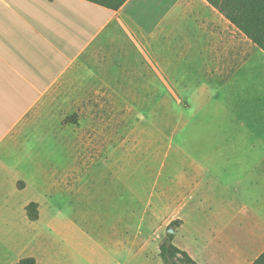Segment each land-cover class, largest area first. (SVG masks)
Segmentation results:
<instances>
[{"label":"crops","instance_id":"1","mask_svg":"<svg viewBox=\"0 0 264 264\" xmlns=\"http://www.w3.org/2000/svg\"><path fill=\"white\" fill-rule=\"evenodd\" d=\"M249 41L207 0H127L118 9L88 0H0V250L10 246L11 196L38 189L21 209L37 202L39 214L49 203L52 191H40V168L48 173L42 159L55 157L64 138L81 158L66 166L69 188L83 194L87 184L88 203L112 187L119 206L123 189H161L176 198L173 242L198 264H253L264 251V56L259 65L245 51ZM172 93L189 94L190 109L215 99L232 118L202 124L242 131L177 147V164H169V139L160 170L149 166L154 181L133 184L126 174L139 165L138 154L154 156L148 125L164 131L167 124L170 132V117L152 112L169 113ZM92 174L103 180L95 190ZM62 263L56 253L52 264Z\"/></svg>","mask_w":264,"mask_h":264},{"label":"rangeland","instance_id":"2","mask_svg":"<svg viewBox=\"0 0 264 264\" xmlns=\"http://www.w3.org/2000/svg\"><path fill=\"white\" fill-rule=\"evenodd\" d=\"M235 36L241 37L238 33H235ZM243 44L245 51L254 56L253 58L258 60L260 65L264 51L251 41L247 44L243 42ZM138 95L140 97L145 94ZM162 96V92L154 93L152 101L159 104L162 102ZM170 101L169 113L167 110L163 113L162 108H154L152 112L155 119H161L163 116L170 117V132L167 133V124L164 125V131H161L162 125H148L149 130L144 134L145 140L159 138L157 145L154 139V146L151 147L154 159L148 153L138 154L139 165L133 167L131 174H126L133 184L154 181L151 176L156 173L153 174L149 166L152 164L154 170H160L163 158L168 159L164 153L169 139V154L172 153L169 164H172L177 160L175 156L177 147L194 148L197 138L202 140L198 143L199 147H204L216 134L218 136L231 129L242 131L240 126L232 124L228 126L202 124L205 118H232L215 108L217 104L215 99L198 109L189 108L191 104L189 94L172 93ZM114 112L115 110H107V115H114ZM181 117L184 121L179 126L175 122ZM65 125L66 121L63 129ZM129 142L123 141L124 144ZM72 149L75 148L71 142L67 144L64 138H59L56 156L48 158L47 161L42 159V165L47 164L48 173H45V167L40 168V191L48 188L52 194L49 197V203L41 204L38 220L31 221L27 211L21 209L23 201L29 197H35L38 189H29L25 194L11 196L8 217L10 246L9 250H0V264H17L21 258L29 255L37 256L42 264H52L56 253L63 259L62 264H165L160 255V244L169 233L172 223V214L169 211L171 206L176 208V198L163 197L161 189H123L122 204L119 206L112 187L111 190H99L96 196L97 201L88 203L87 184L83 194L80 189L76 191V188L74 190L69 188L73 178L70 176L67 179L66 166L71 162H77L79 165L81 163V158L73 157ZM110 159L113 160V156ZM134 159L136 157L132 158L133 161ZM99 162L98 158L92 163L94 171L100 167ZM78 175L80 179V174ZM105 175V181L112 182L113 169L106 171ZM135 176L137 178H134ZM90 184L94 185L92 189L95 190V187L103 184V180L96 174L94 176L92 174L88 185ZM18 186L23 188L25 183L19 181ZM41 200L46 199L41 197ZM103 200L108 201L103 203ZM104 213L108 216L102 220Z\"/></svg>","mask_w":264,"mask_h":264},{"label":"trees","instance_id":"3","mask_svg":"<svg viewBox=\"0 0 264 264\" xmlns=\"http://www.w3.org/2000/svg\"><path fill=\"white\" fill-rule=\"evenodd\" d=\"M111 9L120 8L127 0H88ZM229 19L255 45L264 51V0H207ZM30 220L39 218V204L31 202L27 205ZM179 221L174 220L170 228L176 229ZM169 228V229H170ZM174 233L169 232L160 244V255L165 264H198L186 251L174 242ZM17 264H39L35 256H26ZM264 264V251L253 262Z\"/></svg>","mask_w":264,"mask_h":264},{"label":"water","instance_id":"4","mask_svg":"<svg viewBox=\"0 0 264 264\" xmlns=\"http://www.w3.org/2000/svg\"><path fill=\"white\" fill-rule=\"evenodd\" d=\"M169 232L174 233V229L173 228H170L169 229Z\"/></svg>","mask_w":264,"mask_h":264}]
</instances>
